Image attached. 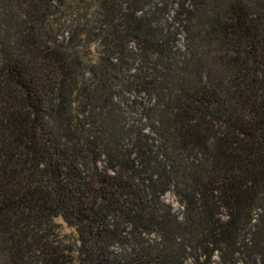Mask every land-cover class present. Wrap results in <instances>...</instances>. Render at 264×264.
Instances as JSON below:
<instances>
[{
  "label": "trees",
  "instance_id": "1",
  "mask_svg": "<svg viewBox=\"0 0 264 264\" xmlns=\"http://www.w3.org/2000/svg\"><path fill=\"white\" fill-rule=\"evenodd\" d=\"M215 254L264 264V0H0V264Z\"/></svg>",
  "mask_w": 264,
  "mask_h": 264
},
{
  "label": "rangeland",
  "instance_id": "2",
  "mask_svg": "<svg viewBox=\"0 0 264 264\" xmlns=\"http://www.w3.org/2000/svg\"><path fill=\"white\" fill-rule=\"evenodd\" d=\"M162 201L170 207L171 211L175 215L181 216L183 208L172 191L165 194L162 198ZM58 225L63 230V232L68 233L70 231L61 220H58ZM186 264H192V258H187ZM210 264H221V259L218 254H215L212 257Z\"/></svg>",
  "mask_w": 264,
  "mask_h": 264
}]
</instances>
